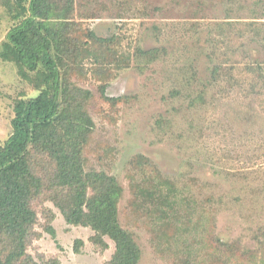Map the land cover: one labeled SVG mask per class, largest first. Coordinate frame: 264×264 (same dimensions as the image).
Masks as SVG:
<instances>
[{
	"label": "rangeland",
	"instance_id": "1",
	"mask_svg": "<svg viewBox=\"0 0 264 264\" xmlns=\"http://www.w3.org/2000/svg\"><path fill=\"white\" fill-rule=\"evenodd\" d=\"M0 0V44L11 21ZM77 19L103 38L120 40L132 61L112 71L103 83L91 74L81 82L96 100L90 108L94 139L86 152L89 168L104 170L123 188L119 204L121 225L132 230L141 248L139 264H224L209 247L211 233L243 249H261L264 240V98L240 97L213 81L215 65L264 63V0H76ZM230 24V25H229ZM259 27L256 35L253 27ZM244 43L242 58L229 44ZM165 52L150 62L137 58L139 49ZM229 57L231 60L229 61ZM90 68L91 64L88 63ZM120 99L112 103L101 97ZM217 85V86H216ZM262 87V86H261ZM238 90V87L235 89ZM36 91L0 59V143L11 133L16 101ZM149 159L174 181L191 215L177 231L152 216L155 206L131 204L132 179L142 182ZM44 204V202H43ZM56 240L43 229L42 204L38 232L29 253L39 264H106L114 243L103 251L90 241L93 231L73 227L52 203ZM187 207V208H189ZM186 207L179 210L183 215ZM200 222V223H199ZM185 223V224H184ZM175 229V230H174ZM84 245L80 254L74 241ZM264 248V247H263Z\"/></svg>",
	"mask_w": 264,
	"mask_h": 264
},
{
	"label": "trees",
	"instance_id": "2",
	"mask_svg": "<svg viewBox=\"0 0 264 264\" xmlns=\"http://www.w3.org/2000/svg\"><path fill=\"white\" fill-rule=\"evenodd\" d=\"M3 5L11 28L0 44V59L15 65L19 77L37 93L16 101L11 133L0 143V264H39L29 253L31 243L41 236L38 204H42L43 229L56 240V214L45 206L47 202L67 225L91 229L90 241L101 250L109 247L106 239L114 243L106 264H139L142 252L136 235L120 222L122 186L106 171L87 165L86 152L95 134L90 108L96 97L81 85L90 74L103 83L112 71L130 65L132 58L119 51V39L100 37L77 19L76 0H5ZM251 27L260 35L258 26ZM230 51L250 57L244 43L229 44ZM164 53L158 48L139 49L136 56L150 62ZM211 71L215 84L224 81L222 89L229 96L238 91L245 99L264 98L263 62L241 66L232 60L229 66L215 65ZM105 86L99 87L102 98ZM103 99L112 105L120 100ZM143 160L148 163L143 168L150 172L142 170V182L132 179L131 204L149 202L155 206L149 211L152 216L183 230L178 223L191 215L188 201L149 159L138 156L136 165L145 164ZM210 235L216 260L229 255L224 264H264V240L257 238L261 249H243L241 242L226 243L215 233ZM83 245L76 239L74 251L80 254ZM49 263L60 261L51 258Z\"/></svg>",
	"mask_w": 264,
	"mask_h": 264
}]
</instances>
